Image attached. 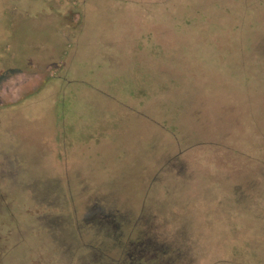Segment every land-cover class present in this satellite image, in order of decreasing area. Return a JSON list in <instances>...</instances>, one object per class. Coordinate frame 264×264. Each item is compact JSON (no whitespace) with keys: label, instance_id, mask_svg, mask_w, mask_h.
I'll use <instances>...</instances> for the list:
<instances>
[{"label":"rangeland","instance_id":"1","mask_svg":"<svg viewBox=\"0 0 264 264\" xmlns=\"http://www.w3.org/2000/svg\"><path fill=\"white\" fill-rule=\"evenodd\" d=\"M206 14L264 0H0V264H264V104Z\"/></svg>","mask_w":264,"mask_h":264},{"label":"trees","instance_id":"2","mask_svg":"<svg viewBox=\"0 0 264 264\" xmlns=\"http://www.w3.org/2000/svg\"><path fill=\"white\" fill-rule=\"evenodd\" d=\"M198 18L200 29L208 26L215 28L213 29L215 36L208 44L216 48L226 47L230 51L227 62L231 66V72L227 77L228 80L232 79L231 86L235 87L233 81L236 85H246V81L250 78L257 79L256 84L251 83L254 86V95L259 94L264 104V17L259 19L253 17L251 22L247 20L250 17L219 18L211 14L201 15ZM238 78L243 79L238 82ZM262 118L264 121V116ZM243 155L245 159L246 156L244 153ZM248 160L251 159L248 158Z\"/></svg>","mask_w":264,"mask_h":264},{"label":"flooded vegetation","instance_id":"3","mask_svg":"<svg viewBox=\"0 0 264 264\" xmlns=\"http://www.w3.org/2000/svg\"><path fill=\"white\" fill-rule=\"evenodd\" d=\"M131 243H132V242H131ZM146 244H147V246H145V251H146V252H144V254H149L148 251H149L150 248H149L148 245L150 244V242L147 241ZM138 245L141 246V243H139ZM141 247H142V246H141ZM156 248H157L156 250L159 249L158 247H156ZM142 251H143V248H140V249L137 250V252H136L137 256H135L134 258H131V257H130L129 259H128V257L126 258V257H122V256H121L120 259H119V258L117 259L116 257H110V259H111L110 262H111V263H109V264H136L138 260H141V256H142V253H141V252H142ZM122 253H123V252H122ZM148 257H149V259H150V257L153 258L154 256H153L152 254H149ZM148 257H147V258H148ZM135 261H136V262H135Z\"/></svg>","mask_w":264,"mask_h":264}]
</instances>
